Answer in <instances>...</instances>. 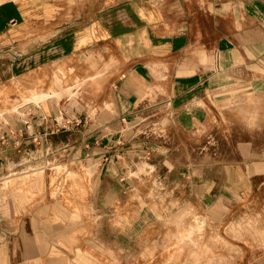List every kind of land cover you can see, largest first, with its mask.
Returning a JSON list of instances; mask_svg holds the SVG:
<instances>
[{
    "label": "crops",
    "instance_id": "0c3cea01",
    "mask_svg": "<svg viewBox=\"0 0 264 264\" xmlns=\"http://www.w3.org/2000/svg\"><path fill=\"white\" fill-rule=\"evenodd\" d=\"M65 63L81 79H98L99 106L108 103L113 111L95 127L85 110L80 131L76 111L51 100L60 96L57 89L32 93L25 100L37 105H20L26 115L15 116L0 134V176L52 157L47 135L60 140L56 152L80 145L86 151L80 157L90 159V146L93 156L104 155L133 138L128 123L151 110L160 115L147 124L155 137L168 140L163 129L200 130L212 104L234 93H264V0H0V85L14 86L31 71ZM63 121L70 124L64 128ZM248 165H229L235 182L208 179L200 164L181 174L206 198L223 192V185L230 193L247 191L249 179L262 175L260 161ZM10 196L15 212L30 199L13 188ZM30 221L0 217V264L25 263L38 249L39 232ZM246 264H264V254Z\"/></svg>",
    "mask_w": 264,
    "mask_h": 264
},
{
    "label": "rangeland",
    "instance_id": "374dc122",
    "mask_svg": "<svg viewBox=\"0 0 264 264\" xmlns=\"http://www.w3.org/2000/svg\"><path fill=\"white\" fill-rule=\"evenodd\" d=\"M79 75L65 63L31 71L14 86L0 85V134L15 116L26 115L19 108L31 102L26 98L51 89L60 92L51 97L58 108L62 99L76 111L75 128L84 131L87 109L90 124H102L104 112L113 108L105 101L99 106L101 82ZM156 114L151 110L128 123L127 134L135 136L111 152L93 156L90 146V159L80 157L86 153L80 145L56 152L60 140L47 135L52 157L0 176V217L31 220L39 232L38 249L19 264H246L264 254V93H234L212 104L200 130H161L168 140L155 137L156 129L147 124ZM65 122L64 128L70 124ZM110 130L103 129L104 134ZM95 131L94 136L100 132ZM253 161L261 162L262 175L250 178L242 193L223 185V192L200 197L181 174L200 164L208 179L218 175L235 182L229 165L250 167ZM5 180L15 181L14 186ZM12 188L30 198L16 212Z\"/></svg>",
    "mask_w": 264,
    "mask_h": 264
}]
</instances>
